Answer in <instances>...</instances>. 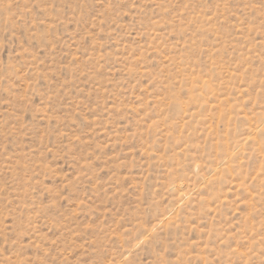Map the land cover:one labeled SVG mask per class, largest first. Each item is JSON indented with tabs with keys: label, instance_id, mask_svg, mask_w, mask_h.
Listing matches in <instances>:
<instances>
[{
	"label": "rangeland",
	"instance_id": "obj_1",
	"mask_svg": "<svg viewBox=\"0 0 264 264\" xmlns=\"http://www.w3.org/2000/svg\"><path fill=\"white\" fill-rule=\"evenodd\" d=\"M0 264H264V0H0Z\"/></svg>",
	"mask_w": 264,
	"mask_h": 264
}]
</instances>
